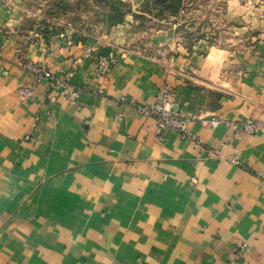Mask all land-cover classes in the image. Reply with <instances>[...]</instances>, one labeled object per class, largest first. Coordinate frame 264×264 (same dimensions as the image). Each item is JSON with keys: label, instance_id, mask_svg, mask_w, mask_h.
I'll use <instances>...</instances> for the list:
<instances>
[{"label": "crops", "instance_id": "obj_1", "mask_svg": "<svg viewBox=\"0 0 264 264\" xmlns=\"http://www.w3.org/2000/svg\"><path fill=\"white\" fill-rule=\"evenodd\" d=\"M226 1L171 56L127 50L125 25L46 37L31 3L0 0V264H264V0ZM96 54L114 58L106 77ZM162 86L199 145L121 102Z\"/></svg>", "mask_w": 264, "mask_h": 264}, {"label": "rangeland", "instance_id": "obj_2", "mask_svg": "<svg viewBox=\"0 0 264 264\" xmlns=\"http://www.w3.org/2000/svg\"><path fill=\"white\" fill-rule=\"evenodd\" d=\"M34 9L38 24L55 19L61 34H70L78 42H101L112 35L125 34V28L134 37L125 47L130 51L150 53L170 50V55L178 52L177 42L194 46L202 38L205 28H214V6L226 4V0H121L123 5L98 4L101 0H26ZM60 11L58 15L51 12ZM122 15H120V13ZM203 16L205 18H203ZM117 18L123 22L109 27ZM203 18V19H202ZM213 22V23H212ZM207 23V24H206ZM127 24V25H126ZM122 25L125 28L122 29ZM127 32V31H126ZM172 34V47L158 45L151 34ZM217 41L219 37L216 36ZM217 43V42H216Z\"/></svg>", "mask_w": 264, "mask_h": 264}, {"label": "built area", "instance_id": "obj_3", "mask_svg": "<svg viewBox=\"0 0 264 264\" xmlns=\"http://www.w3.org/2000/svg\"><path fill=\"white\" fill-rule=\"evenodd\" d=\"M264 40V33H263ZM2 48L0 47V55ZM97 64L95 77L103 78L106 77L112 70L114 66V58L111 54L109 55H93ZM27 69L38 75L39 80L41 79H53L50 72L41 65L34 63H28L26 65ZM75 77L74 72H68L62 77L55 78L54 81L58 87H61L62 94L69 96V86ZM102 93V90L100 91ZM24 95L30 94L29 89L25 88L23 90ZM79 92L73 93V95L78 96ZM169 90L166 86H162L157 94L155 103L151 105L139 104L135 100H129L127 98H122L121 102L127 106L134 107L140 114L147 118H152L156 121L158 133L161 135L167 131L179 134L182 138L188 139L199 145L201 142L198 137L190 130L189 120L184 118L180 113L175 112L169 101ZM219 122L215 121L214 124L217 125ZM244 130L248 133H255L259 128V124L253 120H247L242 122ZM242 249H247V244L242 246Z\"/></svg>", "mask_w": 264, "mask_h": 264}, {"label": "trees", "instance_id": "obj_4", "mask_svg": "<svg viewBox=\"0 0 264 264\" xmlns=\"http://www.w3.org/2000/svg\"><path fill=\"white\" fill-rule=\"evenodd\" d=\"M102 3H106V4H112L114 6H120V5H123V2L121 0H101V2H98V4H102ZM62 11V10H60ZM60 11H56L54 12H51V15H58L60 14ZM120 15L121 12H119ZM50 18H46V20L44 21V24H42V32L43 34L48 37V36H52V35H58V34H61V29L57 26L59 25L57 23V21L55 19H52L51 21H49ZM123 22V19L122 18H117L116 21H114L112 24L109 25V27H112L113 25H116L118 23H121ZM75 42H78V40H76Z\"/></svg>", "mask_w": 264, "mask_h": 264}]
</instances>
